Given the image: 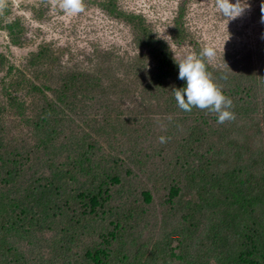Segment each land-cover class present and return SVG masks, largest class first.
<instances>
[{
	"label": "trees",
	"instance_id": "16d2710c",
	"mask_svg": "<svg viewBox=\"0 0 264 264\" xmlns=\"http://www.w3.org/2000/svg\"><path fill=\"white\" fill-rule=\"evenodd\" d=\"M103 7L111 15L117 12L110 4H104ZM142 32L151 38L144 26ZM178 33L182 32L179 30ZM150 47L155 66L149 81L142 82V95L145 93L148 96L143 97L137 108L141 112L139 115H128L122 109V103L118 110L105 107L110 104L108 98L114 96L111 93L113 87L116 90L118 88L115 81L111 87V81L107 84L100 81L99 76L77 74L86 83V106L81 110L78 104H74L67 93L72 86L67 78L63 80L65 84L58 86L56 102L45 104L46 114L43 119L35 114L32 129L36 144L34 148H20L19 145L14 151L6 148L1 112L6 114V110L19 103L13 97L16 91L10 81L0 87V94L3 92L6 99L3 102L5 107L0 101V261L3 259V264H24L21 259L24 255L21 256L22 252L17 249V242L24 238L30 240L38 234H52L51 221L61 227L65 236L61 243H56L54 238V245L51 242L48 247L37 244L32 249L31 258L36 259L38 264H211L212 261L217 264H264V221H253L250 214L242 213L231 226L219 225L213 219H207L211 214L206 208L188 200L187 204L180 205L179 215L182 219L178 223L181 227L177 233H171L165 238L166 248L160 250L159 240H156L157 243L153 241L156 237L160 238L155 209H162V225L177 221L172 217L173 200L180 197L186 183L194 187L200 196H207L204 183L212 184L215 180L220 183V190L230 193L231 198L239 197L246 204L256 207L252 212L263 219L264 101L259 114L256 96L242 81L241 71L235 73L214 69L205 58L207 71L213 81L225 96L238 102L233 110L235 120L218 124L216 114L208 110L193 108L191 112H185L178 107L171 91L174 87L180 88L185 84L178 78V66L171 49L161 41ZM46 52L48 51L43 49L33 56L30 59L32 66L37 65ZM200 53L201 50L198 49L196 54ZM110 55L106 53L107 57ZM115 78L122 84L127 82L117 79V76ZM31 84L38 89L35 84ZM75 84L84 87L79 82ZM129 85L120 88L115 104L131 93ZM99 89L95 96L94 92ZM158 94L162 100L158 111L166 115L168 120L167 125L162 128L164 134L160 135L168 137L163 151L169 158L166 169L171 179L157 190L137 192L131 178H137V175L130 171L133 157H141L134 166L135 170L138 166L146 165L148 168V162L153 160L154 155L147 151L140 153L131 144L123 154L121 148L126 146L127 137L133 139L143 132L141 126L147 127L145 117L157 109L145 108V104L154 95L157 99ZM65 107L69 114L62 120L60 115L66 111ZM77 115L82 117L81 124L77 123ZM113 117L118 121H113ZM237 119L238 124L242 125L233 126ZM52 120L54 121L46 124ZM260 122L263 123L262 128H257ZM54 123L57 126H53ZM62 124L78 129V135L72 139L67 137L64 143H60ZM117 126L122 127L118 129ZM54 129H57L56 132ZM233 129H240L241 134L244 133L243 137L240 136L242 140H236L239 135ZM255 129L256 136L250 137L247 133ZM181 130L180 138L172 135ZM111 132L114 135L111 139L103 138L111 135ZM260 132L263 143L260 147L258 145L253 148L251 144L259 142ZM174 137L180 140H170ZM134 140L140 142L141 137ZM111 150L123 157L129 154L128 162L122 161L124 158L119 161L117 154L111 155ZM225 150L234 157L226 158V152H222ZM99 153L103 156L97 155ZM162 155L163 153H159L158 157ZM71 157L79 162H71ZM61 158L64 160L63 165H59ZM231 159L237 165L232 172L224 171L225 160H228L229 167ZM36 163L40 170L27 182V170ZM239 164L242 166L239 167ZM63 167L66 168L65 171L61 170ZM250 167L253 169L249 170ZM242 168L247 169L250 184L244 190L246 182ZM85 177L90 179H83ZM163 190L170 193L163 198V204L158 205L161 197L158 201L154 197L161 195ZM17 194L19 199L12 200ZM7 195L9 203L6 201ZM76 230L88 231V234L80 240L76 238ZM228 239L230 248L234 245V249L223 254L219 247ZM188 242L190 253L186 255ZM208 243H211V249L206 248Z\"/></svg>",
	"mask_w": 264,
	"mask_h": 264
},
{
	"label": "rangeland",
	"instance_id": "374dc122",
	"mask_svg": "<svg viewBox=\"0 0 264 264\" xmlns=\"http://www.w3.org/2000/svg\"><path fill=\"white\" fill-rule=\"evenodd\" d=\"M229 2L234 4L236 0H229ZM262 2L264 0H246L248 7L242 16L228 21L217 11L214 0H84L85 11L71 17L58 6L53 7L51 0H2L0 3V87L10 81L16 91L13 97L18 99L19 103L6 110V114L1 112L5 128L4 143L6 148L14 151L18 149V145L20 148L35 147L32 135L35 114L43 119L46 114L45 104L56 102L58 86L62 85L66 78L72 86V89L67 91L68 96L73 99L74 104L79 105L81 110L86 106L87 101H84V98H87L86 83L77 74H90L97 78L99 76L100 81L107 84H110L111 81V87L115 81L114 84L118 88L116 90L113 87L111 93L114 96L108 98L110 104L105 107L110 106L107 109L118 110V106L122 103L121 107L128 115H139L141 112L137 108L141 104V100L143 101V97L148 96L145 93L142 95L144 91L142 82L149 81L150 73L155 66L150 46L157 45L158 41L164 42L171 49L174 58L188 52L197 53L198 49L202 51L206 46L214 47L216 55L211 60L207 59L209 65L214 69H223L226 72L241 71L242 81L250 87L256 96V108L260 114L264 101V81L260 79V77H264V22L261 20L260 11ZM104 4H110L117 12L111 15L103 7ZM143 26L149 31L151 38L142 32ZM179 30L182 33H178ZM227 38L228 40H226ZM43 49L48 52L37 65L32 66L30 59ZM106 53L111 55L107 57ZM116 76L117 79L127 82L122 84L115 80ZM75 82L83 84L84 87H78ZM31 83L35 84L38 89H35ZM127 85L132 89L131 93L126 95L127 97L123 101L115 104L120 88H125ZM99 91L100 89L95 91L94 95H98ZM5 100V95L1 92L0 101L3 107H5L3 103ZM160 100L161 95L158 94L157 99L154 95L146 102L145 108H154L153 110L157 109V111H151L150 115L145 117L147 121L144 123L147 124V127L141 126L144 134L141 132V135L134 136L133 139L127 137L126 146L121 148L123 154L131 144L140 153L147 151L150 155H154L153 160L148 162V168L146 165L138 166L141 169L137 167L135 170L134 166L141 157H133L134 161L130 164V171L137 175V178L131 177L133 187L138 189L137 192L157 190L165 183L168 184L171 179V175L166 169L169 158L163 151L164 144L159 142L160 134H164L162 128L168 123L167 116L158 111V107L162 106V100ZM231 100L233 102L231 110L233 111L238 106V102L233 98ZM94 102L96 101L94 100ZM65 110L60 115L62 120L69 114L67 107ZM78 114L81 115V113ZM80 119L82 117L77 115L78 124L82 123ZM54 120L47 121L46 124ZM112 120L118 121L115 117ZM238 122L239 119L234 122L233 126H236ZM52 125L57 126L55 123ZM239 125L242 124L239 123ZM262 125L263 123L260 122L257 128H262ZM177 126L180 127L179 124ZM121 127L117 126L118 129ZM61 128L60 143H64L67 137L72 139L79 132L69 124H62ZM235 129L233 130L239 135L236 140L239 138L242 140L241 137L244 136L242 135L244 133L241 134L240 129ZM56 130L54 129L55 132ZM256 130L247 134L254 137ZM166 133H169L168 130ZM173 134L180 138L179 134H182V130ZM113 136V132H111V135H105L103 138L111 139ZM262 136V132H260L259 142L251 144L253 148L262 145ZM140 137V142L134 140ZM178 138L174 137L170 140L176 142L180 140ZM105 149H107V145ZM222 152L225 154L226 150ZM159 153H163V155L158 157ZM112 154L117 153L111 150ZM97 155L103 156L102 153ZM225 155L226 158L234 157L228 152ZM91 158L94 159V156ZM116 158L119 161L124 158L122 161L128 162L129 154L127 157L117 154ZM69 159L71 162H79L72 157ZM63 162L64 160L61 158L59 165H63ZM227 162L228 160H225L223 170L232 172L237 163L231 159L229 167H227ZM36 165L37 163L27 170V182H30L32 177H35L39 172L40 167ZM241 166L242 164H239V167ZM248 169L252 170L253 168ZM61 170L65 171L66 168L63 167ZM242 170L246 182L244 190L250 184L247 180V169L242 168ZM83 179L89 180L90 177ZM183 186L184 189L180 197L173 200L172 217L177 221H170L162 225V209L160 207L155 209L160 238L156 237L153 241L157 243L156 240H159L160 250L167 246L165 238L171 233H177L181 227V224L178 223L182 219L179 209L180 205L187 204L186 200L197 202L206 208L211 214L207 216V219H213L219 225L231 226L234 224L235 218L241 216L242 213L250 214L253 221H264V217L259 219V214L255 215L252 212V209L256 207L246 204L239 197L231 198L230 193L220 190V183L215 180L212 181V184L204 183L207 196H200L199 192L188 183ZM169 193V191L163 190L161 195L154 197L155 201L161 197L158 205L163 204V198L167 197ZM6 198L9 203L8 195ZM14 199L18 200L19 194L12 200ZM151 213L152 211H150V216H152ZM199 217H201V213ZM51 222L53 224L52 234H46V236L38 234L30 240L24 238L17 242L16 247L22 252L20 255H24L21 258L24 264H38L35 262L36 259L31 258L32 249L37 244L48 247L50 242L51 245H54L55 240L56 243H61L64 239L65 235L61 232V227L54 221ZM76 234V238L83 240L88 231L76 230ZM211 246V243L206 244L207 249H211ZM188 248L186 255L190 253L189 242ZM219 248L223 254H227L234 249V245L230 248L228 239ZM0 264H3V259ZM211 264H217V262L212 261Z\"/></svg>",
	"mask_w": 264,
	"mask_h": 264
},
{
	"label": "clouds",
	"instance_id": "9594fccd",
	"mask_svg": "<svg viewBox=\"0 0 264 264\" xmlns=\"http://www.w3.org/2000/svg\"><path fill=\"white\" fill-rule=\"evenodd\" d=\"M0 3H2V0H0ZM51 3L53 7L58 6L69 17L85 11L84 0H51ZM214 6L228 21L242 16L248 7L246 0H243V5L242 0H236L234 4L230 3L229 0H214ZM260 11L262 14L261 20L264 22V2L260 5ZM215 55L214 47L206 46L199 55L188 52L180 57L173 58L178 66V78L183 80L185 84L180 88L174 87L171 91L178 107L183 111L191 112L193 108L208 110L216 114L218 124H224L225 122L234 121L235 114L231 110L233 107L231 98L224 95L207 71L205 58L211 60ZM260 79L264 81V77H260ZM169 120H171V117H169ZM167 140L168 137H159L161 144L166 143Z\"/></svg>",
	"mask_w": 264,
	"mask_h": 264
}]
</instances>
